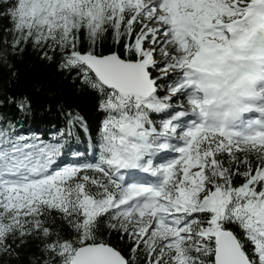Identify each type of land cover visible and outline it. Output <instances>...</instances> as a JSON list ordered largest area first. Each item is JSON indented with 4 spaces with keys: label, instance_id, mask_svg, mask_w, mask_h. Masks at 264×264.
Here are the masks:
<instances>
[{
    "label": "snow or ice",
    "instance_id": "snow-or-ice-1",
    "mask_svg": "<svg viewBox=\"0 0 264 264\" xmlns=\"http://www.w3.org/2000/svg\"><path fill=\"white\" fill-rule=\"evenodd\" d=\"M0 21V63L31 45L106 114L95 138L71 109L47 139L0 124V264L29 239L31 264H264V104L226 128L205 111L264 96L240 83L264 66V0H0Z\"/></svg>",
    "mask_w": 264,
    "mask_h": 264
},
{
    "label": "trees",
    "instance_id": "trees-1",
    "mask_svg": "<svg viewBox=\"0 0 264 264\" xmlns=\"http://www.w3.org/2000/svg\"><path fill=\"white\" fill-rule=\"evenodd\" d=\"M6 24L7 21H0V38L3 37V28ZM102 50L105 54L112 50L110 40L105 41ZM5 51L11 67L0 63V101L3 102L0 104V124L12 120L18 126L23 125L21 131H40L44 133L43 138L47 139L49 133L56 132L65 124L66 118L62 115L61 109H71L83 116L88 122L93 138L96 137L106 114L97 111L98 97L94 92L87 88L81 90L77 86L78 82L73 83L70 78H66L64 72L57 70L56 64L42 60L40 52L34 51L31 45L22 53H13L11 49ZM21 96H27L31 100V112L27 114L7 102L9 97ZM176 110L178 109L172 111ZM163 118H165L163 115H152V119L156 121ZM184 126L185 124L179 130L183 131ZM157 127L159 128V123ZM81 138L83 139V134ZM242 182L237 178L235 184ZM52 227L55 231H62L64 235H71L68 227L59 220ZM105 238L110 239L118 247L122 246V242L117 241L115 236ZM40 244L41 241L38 239H29L19 249L18 259L5 260L3 264H31V258L40 255Z\"/></svg>",
    "mask_w": 264,
    "mask_h": 264
},
{
    "label": "clouds",
    "instance_id": "clouds-1",
    "mask_svg": "<svg viewBox=\"0 0 264 264\" xmlns=\"http://www.w3.org/2000/svg\"><path fill=\"white\" fill-rule=\"evenodd\" d=\"M251 67L248 71L242 74L240 77V83L243 90L248 89L256 92L264 93V78H256L257 75L264 76V66L255 61H250ZM201 101L203 95L200 94ZM237 103L240 105L253 106L264 104V96L260 99H251L247 95L238 93L235 97H229L227 99H217L215 104L206 105L205 111L207 115V125L211 127H231L237 125L245 120L251 112L239 111L236 112L235 108ZM225 113H228L225 117Z\"/></svg>",
    "mask_w": 264,
    "mask_h": 264
},
{
    "label": "rangeland",
    "instance_id": "rangeland-1",
    "mask_svg": "<svg viewBox=\"0 0 264 264\" xmlns=\"http://www.w3.org/2000/svg\"><path fill=\"white\" fill-rule=\"evenodd\" d=\"M179 123V122H178ZM186 126V124H185ZM165 153V154H164ZM164 154V155H163ZM175 155H177V153H173V152H162L159 156L158 159L161 160H157V163H164L165 161H167L166 158L170 157L173 158Z\"/></svg>",
    "mask_w": 264,
    "mask_h": 264
},
{
    "label": "bare ground",
    "instance_id": "bare-ground-1",
    "mask_svg": "<svg viewBox=\"0 0 264 264\" xmlns=\"http://www.w3.org/2000/svg\"><path fill=\"white\" fill-rule=\"evenodd\" d=\"M253 114L251 113L245 120H243L242 122H246V121H248L250 118H251V116H252ZM165 154V153H164ZM163 154V155H164Z\"/></svg>",
    "mask_w": 264,
    "mask_h": 264
}]
</instances>
